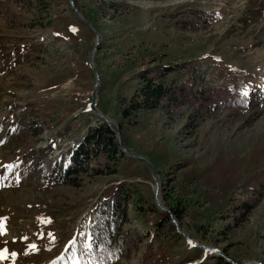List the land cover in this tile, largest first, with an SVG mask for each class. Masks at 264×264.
<instances>
[{"label": "rangeland", "instance_id": "obj_1", "mask_svg": "<svg viewBox=\"0 0 264 264\" xmlns=\"http://www.w3.org/2000/svg\"><path fill=\"white\" fill-rule=\"evenodd\" d=\"M72 1L85 21L69 0H0V264H78L64 248L107 211L97 200L115 186L126 197V250L114 264H215L207 248L264 264V0ZM89 57L96 108L151 165L161 205L180 212L177 227L155 204L149 168L121 152L91 153L73 184L37 172L46 144L51 163L65 160L100 123L88 109ZM156 65H171L163 80L183 87L184 103L123 119L134 73ZM228 89L245 91L248 104L207 116L204 99ZM21 167L27 181L17 180Z\"/></svg>", "mask_w": 264, "mask_h": 264}, {"label": "trees", "instance_id": "obj_2", "mask_svg": "<svg viewBox=\"0 0 264 264\" xmlns=\"http://www.w3.org/2000/svg\"><path fill=\"white\" fill-rule=\"evenodd\" d=\"M77 9L80 11L79 6ZM94 64L97 65V62H94ZM170 70H173L171 69V65H156L154 68L147 67L134 73V76L140 81L139 87L130 97L126 98L125 106L120 109V114L123 119L130 120L138 110L155 109L161 105L162 100H167V102L174 103L175 105L184 103L182 99L177 98L178 92L181 90V95L187 97L183 92V87L175 88V86H171L163 80V77ZM228 90L230 92L227 98V94H225L221 101H219L218 92L215 94L212 93L204 99L207 102L204 105V108L206 106L208 112L206 114L207 116L214 113L219 108V105H223L224 107H244L248 104L250 97L247 94L245 95V92L237 89ZM163 106L167 107L168 103ZM51 149V145L43 149V151L50 152L49 159L47 158L46 161L42 162L36 170L40 173L39 175L44 176L47 182L52 185L61 183L73 184L77 180L76 177L84 171L91 157V153L93 155L94 152H101L108 158H114L115 154L120 153L114 133L101 120L98 125L91 127L82 136L80 141L77 142L67 161H64L62 158H57L51 163ZM24 168L16 169V175L20 176V179L17 180L23 181L25 178ZM26 171L29 172L28 170ZM125 200V195L119 191V187L117 186L111 189L109 195L103 194L99 197L97 203L102 206H108V209L103 214H97L95 212L94 219H92L88 228L83 227L81 230H78L77 236L69 247L71 250L68 255L69 258L76 256L78 264H114L123 256L126 250V244L124 236H121L122 233L120 232L119 225L126 222V219L124 209H120L119 204ZM247 207L249 205L245 204L243 208L244 212L247 211ZM169 210L172 216L179 222L181 219L179 210L177 208H169ZM168 217L166 212L164 218L169 220L170 218ZM141 218L137 216L138 220ZM112 219L118 223L115 230L109 228ZM159 224L161 223L157 221L153 226L157 228ZM88 236H91V241L87 240ZM192 247L195 248L194 246ZM195 254L199 255V253ZM208 254L206 253L204 258H208ZM212 259L215 264H230L219 255L212 256Z\"/></svg>", "mask_w": 264, "mask_h": 264}, {"label": "water", "instance_id": "obj_3", "mask_svg": "<svg viewBox=\"0 0 264 264\" xmlns=\"http://www.w3.org/2000/svg\"><path fill=\"white\" fill-rule=\"evenodd\" d=\"M69 4L71 6V8L75 11V13L83 20V17L82 15L80 14V12L78 11V9L74 6L73 4V1L72 0H69ZM89 25V24H88ZM90 26V25H89ZM91 27V26H90ZM91 29H93L91 27ZM94 30V29H93ZM96 42L94 43V46H93V49H92V53L95 51L96 47L98 46L99 44V41H100V36L99 34L97 33V36H96ZM89 66L91 67L92 69V72L95 76V83L91 89V93H90V101L88 103V109H90L92 112H94L95 114H97L102 121H104L106 123V125L108 126V128L114 133V135L116 136L117 138V142H118V147H119V151L121 153H123L124 155H126L127 157H130V158H134V159H137L138 161H140L141 163H144L150 170L151 172V175L155 181V196H154V199H155V204L157 205V207L161 210H164L165 212L168 213L171 221L174 223V225L177 227V222L175 220V218L172 216L170 210L166 207H164L163 205H161L160 203V200H159V197H158V192H159V187H158V183H157V175L155 173V171L153 170V168L151 167V165L142 157H139L138 155H135V154H131L130 151L126 150V146L124 144V141L120 135V132H119V129H118V123L112 119V118H109L107 116H105L103 113H101L95 106V100H96V86L99 82L98 80V75H97V72L92 64V60H91V57H89ZM128 153H127V152ZM177 232L180 233V231L178 230L177 228ZM192 242V241H191ZM194 245H196L197 247H200V245L196 244L195 242H192ZM211 253L213 254H218V255H221L220 253L218 252H213L211 249L207 248ZM223 256V255H221ZM225 258V260L227 261H230L231 263L233 264H236L235 262H233L230 258L226 257V256H223ZM245 264H249V263H245Z\"/></svg>", "mask_w": 264, "mask_h": 264}, {"label": "snow or ice", "instance_id": "obj_4", "mask_svg": "<svg viewBox=\"0 0 264 264\" xmlns=\"http://www.w3.org/2000/svg\"><path fill=\"white\" fill-rule=\"evenodd\" d=\"M245 95H246V93H245ZM189 243H191V242H189ZM31 247L34 249L35 248V245H32ZM3 258H4L3 255L0 254V259H3Z\"/></svg>", "mask_w": 264, "mask_h": 264}, {"label": "bare ground", "instance_id": "obj_5", "mask_svg": "<svg viewBox=\"0 0 264 264\" xmlns=\"http://www.w3.org/2000/svg\"><path fill=\"white\" fill-rule=\"evenodd\" d=\"M127 152V151H126ZM128 153V152H127ZM159 193V192H158Z\"/></svg>", "mask_w": 264, "mask_h": 264}]
</instances>
